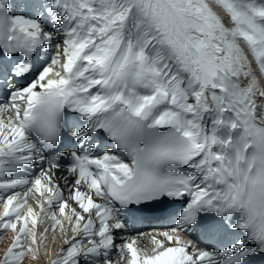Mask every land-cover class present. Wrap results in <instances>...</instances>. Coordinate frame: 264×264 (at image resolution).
<instances>
[{
	"label": "snow or ice",
	"instance_id": "obj_1",
	"mask_svg": "<svg viewBox=\"0 0 264 264\" xmlns=\"http://www.w3.org/2000/svg\"><path fill=\"white\" fill-rule=\"evenodd\" d=\"M9 231L0 264L264 258V0H0Z\"/></svg>",
	"mask_w": 264,
	"mask_h": 264
},
{
	"label": "bare ground",
	"instance_id": "obj_2",
	"mask_svg": "<svg viewBox=\"0 0 264 264\" xmlns=\"http://www.w3.org/2000/svg\"><path fill=\"white\" fill-rule=\"evenodd\" d=\"M13 2L15 3H20L21 5H23V3L25 2V0H13ZM26 11H29V9H25L23 6H21L17 12V14L20 13H24ZM161 223H164V221L161 222H153V223H147L146 225H148L147 227H145L141 232H139L138 230H136L137 228V222L134 223L133 220H129V230L128 233L126 234L127 236L130 237H136L138 235V233H151L153 228H159L161 225ZM193 238L196 237L195 233H191L190 234ZM12 237V233L9 231L7 233H3L2 235H0V250H2L4 247H6L8 245V243L10 242ZM189 237H184V239H188ZM219 238V237H218ZM119 237H118V242H119ZM227 242V237L222 236L221 238L217 239V241H214L212 244H220V243H226ZM139 245L141 248L144 249H149L150 248V241L147 240L145 237H140L139 239ZM59 246L57 245V248ZM113 259H116L115 254L113 255ZM260 260V257H256L255 261L253 262V264H257L258 261ZM47 261V257H45L44 261L41 262V264H46ZM25 264H28V261H25Z\"/></svg>",
	"mask_w": 264,
	"mask_h": 264
}]
</instances>
